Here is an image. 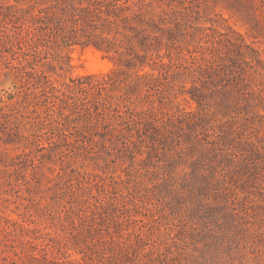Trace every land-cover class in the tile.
Here are the masks:
<instances>
[{
    "label": "trees",
    "instance_id": "trees-1",
    "mask_svg": "<svg viewBox=\"0 0 264 264\" xmlns=\"http://www.w3.org/2000/svg\"><path fill=\"white\" fill-rule=\"evenodd\" d=\"M12 1L0 0V18L15 46L16 68L45 105L30 113L57 131L39 157L63 142L81 155L138 161L123 167H131L124 175L99 163L87 170L68 162L47 176L42 161L35 163L36 171L23 174L25 198L60 205L57 220L70 225L82 257L49 258V250L59 254L67 241L56 231L22 226L29 238L21 243L31 252L19 255L9 243L16 256L10 263L210 264L216 246L249 240L254 249L264 238V61L220 13L211 15V3L219 0ZM247 1L237 10L258 28L264 0ZM70 44L92 46L114 66L56 87L47 72L69 65L63 48ZM180 96L196 107L180 108ZM13 111L17 103L2 114ZM23 158L30 159V151L9 162L0 157L7 173L0 186L22 171L16 159ZM113 198L121 209L109 213ZM147 204L159 211L136 210L133 217H140L129 219L140 225L128 231L130 205ZM100 231L107 237L95 238ZM39 239L46 242H34Z\"/></svg>",
    "mask_w": 264,
    "mask_h": 264
},
{
    "label": "rangeland",
    "instance_id": "rangeland-1",
    "mask_svg": "<svg viewBox=\"0 0 264 264\" xmlns=\"http://www.w3.org/2000/svg\"><path fill=\"white\" fill-rule=\"evenodd\" d=\"M12 2L10 0V3ZM248 2L250 1L219 0L211 3L210 13L211 15L220 13L221 15H217V18H224L226 20L224 24L242 33L247 42H253L254 46L259 48L264 61V24L258 28H253L237 10L242 4ZM5 25V21L0 18V157H5V160L9 162L10 156L14 157L23 151H30V159H16L17 162H22V171L11 174L10 184L4 182L0 186V264H11L10 261L16 259L13 248L8 245L9 243L15 246L14 248L19 255L23 256L27 252H31L27 245L21 243V241L25 242L29 238L27 235L22 234L23 232L20 230L22 226L25 229H38L41 233L56 231L61 241H67V246L61 248L59 254H56L55 249L49 250L47 252L49 258L57 256L69 260L80 259L82 253L76 244L77 240L73 238L74 235L71 232L70 225L65 222L62 224L57 220V216L61 211L60 205L49 198H39L37 195L32 197L33 201L26 199L25 197L28 194L23 181V174L29 176L37 170L34 167L35 163L42 161V168L47 176H53L60 165H67L68 162L76 167L84 163L87 170L95 169V165L99 163L107 166V171L124 175L131 167H128L125 171L122 168L136 163L138 157L105 155L106 157L103 159L94 158L87 153L81 155L74 146H66L63 142L56 145L50 156L39 157L42 153H45L44 150H40V147L47 145V142L52 136H55L54 134L57 131L42 125L41 122H38L36 113H30L33 109L38 112L43 111L45 105L41 101L42 98L38 96V88L33 85V81L16 68L18 59L14 54L15 46L11 44L8 38L7 31L4 29ZM63 54L69 57V65H66L63 69L49 70L47 72L50 81L56 87H65V84L71 83V79L79 76L95 75L99 77L114 66V63L108 57H105L102 51L92 46L82 47L78 44H70L63 48ZM90 54H97L100 62L110 65L106 69L94 72L89 71L88 67L92 62L89 57ZM188 85L189 83L186 84V86ZM176 101L179 107L184 110H193L196 107L195 102L185 101L181 96ZM15 103H17L19 111H13L11 115L4 117L2 113L7 112L10 106ZM5 153L7 155H4ZM6 175L7 173H5L3 166L0 164V183ZM108 182L109 179L106 180V183ZM43 183H45V179H43ZM112 196L115 197L116 195L113 194ZM135 199H139V197H135ZM120 200H124V198ZM47 201H50L51 205L43 208L42 206ZM116 202L114 198L111 200V206L107 210L109 213H112L114 209H121V204L116 206ZM130 207H132V212H130L131 215L127 216L128 220L126 222L128 231H133L140 225V223L132 221V219L140 217L139 215L133 217L136 210L146 212L147 208L150 207L153 211H159L157 205L150 206L147 204L146 208L132 205ZM7 220L10 222L7 223ZM77 222L79 221L77 220ZM2 227H7L9 233L2 231ZM166 227L163 224L161 231L164 232ZM11 230H15L21 237L13 235L12 233L14 232ZM173 232L175 233L176 229L172 230ZM152 233L156 235L158 230L154 227ZM104 236L107 237L100 231L94 237ZM174 240L180 246L183 243L182 235H178V238ZM34 242L44 243L46 240L39 239L34 240ZM250 242L248 240V242L233 243L230 249L227 246H216V248H213L214 251L210 253V264H264V238L258 240L254 249L250 247ZM149 247L147 246V248ZM33 253L36 254L37 251Z\"/></svg>",
    "mask_w": 264,
    "mask_h": 264
},
{
    "label": "bare ground",
    "instance_id": "bare-ground-1",
    "mask_svg": "<svg viewBox=\"0 0 264 264\" xmlns=\"http://www.w3.org/2000/svg\"><path fill=\"white\" fill-rule=\"evenodd\" d=\"M89 57H90V59L92 60V62L90 63V65H89V67H88V69H89V71H98V70H100V69H106V68H108V66L110 65V64H108V63H102V62H100L99 60H98V55L96 54V55H89Z\"/></svg>",
    "mask_w": 264,
    "mask_h": 264
}]
</instances>
